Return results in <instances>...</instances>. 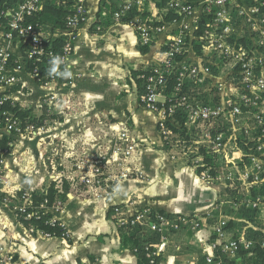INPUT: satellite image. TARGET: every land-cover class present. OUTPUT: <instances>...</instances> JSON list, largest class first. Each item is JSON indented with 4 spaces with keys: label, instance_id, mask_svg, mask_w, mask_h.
Segmentation results:
<instances>
[{
    "label": "crops",
    "instance_id": "obj_1",
    "mask_svg": "<svg viewBox=\"0 0 264 264\" xmlns=\"http://www.w3.org/2000/svg\"><path fill=\"white\" fill-rule=\"evenodd\" d=\"M98 4L99 0H85L88 20L79 29L67 59L73 73L70 82L42 86L30 75H20L23 87L16 96L31 108L33 116L43 114L46 122H40L35 132L15 137L4 155L0 191L7 200H0V254L13 257L9 264H137L135 250L121 242L115 206H123L128 215L149 209L180 215L216 213V219L222 220L225 187L218 180L222 168L214 174L216 179L201 177L194 163L187 162L188 155L178 156L165 144L158 130L157 112L144 108L139 100L132 71L165 58L162 43L166 33L157 35L143 53L135 28L114 18L106 23L104 12L97 16ZM189 58L200 59L193 54ZM43 97L53 98L40 106L38 101ZM121 131H127L137 143L125 162L131 176L109 180L101 196L86 194L82 177L91 174L95 161L109 157ZM234 141L227 147L228 158L233 159L231 174L241 153ZM261 169L262 180L249 187L264 182V164ZM104 171L109 173L106 168ZM62 177L68 179V191L60 200L61 207L49 212L63 223V233L45 236L41 230L31 232L17 214L21 203L17 192L42 191L51 182L62 191ZM79 182L80 190L76 188ZM255 202L247 200L251 205ZM234 203L236 207L231 208L236 210L238 204ZM226 218L244 221L232 214ZM244 222L245 231L236 223L232 226L233 237H246L248 227L258 228ZM215 224L206 219L193 234L186 229L173 233L168 244L161 247L162 264H199L202 255L206 259L214 254L210 240ZM261 230L264 232L263 226Z\"/></svg>",
    "mask_w": 264,
    "mask_h": 264
},
{
    "label": "built area",
    "instance_id": "obj_2",
    "mask_svg": "<svg viewBox=\"0 0 264 264\" xmlns=\"http://www.w3.org/2000/svg\"><path fill=\"white\" fill-rule=\"evenodd\" d=\"M45 1L5 0L4 6H0V181L4 155L9 151L8 147L11 149L15 137L35 132L40 124L46 122L43 114L33 116L31 108L16 96L23 87L21 73L30 75L42 86H48L56 81L70 82L73 79V73L67 59L72 53L73 42L79 29L88 20L85 0H74L75 10L67 16L65 27L53 34L54 37L62 39V52L59 54L47 49L44 45L46 37L44 31L28 21L29 17L42 9ZM133 7H136L138 13L129 17L126 23L135 28L140 45H148L157 35L166 33V39L162 43L165 58L146 66L139 74L142 80L140 103L144 108L157 112L158 130L165 144L170 145L177 141L173 140L171 125H174L177 112L182 111L185 115L183 125L190 133L195 132L197 126H201L200 138H194L191 142L207 145L214 153L224 152V159L230 164L233 159L228 158L230 151L227 150L228 143L223 141V132L212 136L211 130L218 124L226 128L222 119L233 126L243 125L247 110L251 109L249 107L257 103L258 95H264V47L258 56L253 55L251 48L248 49L251 39L244 36L259 32L262 38L261 46H264V0H123L120 9L113 13V18L120 21V18L127 15ZM145 10H148L146 15L143 14ZM170 13L175 14L176 17L165 19ZM155 22L159 23L155 24ZM170 26H174L173 30L166 32ZM244 37L247 42L241 39ZM194 43L199 45L200 53L194 50ZM240 43L247 48H243L239 45ZM189 54L200 59L190 60ZM57 58L60 63L54 64ZM45 59L50 66H60L63 73L68 71L71 74L64 75L63 80L59 79L54 72L42 75L39 71V63ZM228 59L231 62L230 68L240 77L239 88L242 87L243 92L238 94L237 86L230 82L229 86L235 93L223 90L222 100L218 105L202 104L200 100L191 97L185 90L187 81L195 83L197 93L209 92L211 95L217 93L216 91L220 89L219 85L215 89H210L208 86L209 79L215 78L211 68H216L222 61ZM27 61L34 62L31 68L27 67ZM171 74L175 75V82L170 88ZM221 87L224 89L223 85ZM43 98V101H38V105L49 103V98L53 97ZM17 109L23 112L28 111L29 114L25 119H21L15 114ZM30 116L33 121L29 120ZM256 123L264 124L263 115L256 114ZM261 133L264 134V127L261 128ZM4 139H6V146L2 148L1 143ZM116 139L109 157H105L103 161H95L91 174L82 177L86 194L88 192L101 196L100 191L106 192L103 184L109 180L119 181L131 176L132 171L125 162L136 149L137 143L131 139L127 131H121ZM199 160L197 157L193 162L194 165ZM252 160L260 159L253 157ZM104 168L108 170V174H105ZM200 176L208 180L216 179L208 168L203 169ZM256 182H258L257 179L252 181V183ZM18 199L21 203L16 207L17 214L19 217L22 215L24 219L38 215L41 209L49 211L61 207L62 204L58 200L52 208H47V199H45L44 202L33 206L27 191H23ZM252 205L255 206L256 202ZM113 210L118 226L139 224L160 234L159 242L146 246L147 256L151 257V264H157L153 256L158 255L162 250L161 247L168 241L171 229L184 227L196 229L202 221V217L197 214H153L149 209H142L128 215L124 214L126 210L123 206H115ZM47 222L56 223L64 228L63 223L53 217H50ZM220 222L214 229H218V238L222 240H217L212 247L220 248L221 253L226 256H233L240 246L248 249L252 245V240L244 236L228 238L223 231H220V227L223 228L225 224L223 221ZM29 230L35 232L41 229L31 226ZM41 231L45 236L50 235L49 232ZM12 259L13 257L7 253L0 254V264H9ZM215 259V254L206 256L208 263ZM217 259V264H222L221 257L217 256Z\"/></svg>",
    "mask_w": 264,
    "mask_h": 264
},
{
    "label": "trees",
    "instance_id": "obj_3",
    "mask_svg": "<svg viewBox=\"0 0 264 264\" xmlns=\"http://www.w3.org/2000/svg\"><path fill=\"white\" fill-rule=\"evenodd\" d=\"M5 0H0V6H4ZM11 1V0H8ZM123 4V0H99L98 4V12L97 16H102V12H104V21L109 23L113 19V13L120 9V6ZM75 10V1L74 0H46L44 5L40 11L36 14L28 18V21L32 24H35L40 29H42L45 33L44 45L47 49H51L54 52L61 53V47L63 44L62 39L59 37H54L53 34L58 29H63L65 27V21L68 15L72 14ZM138 11L136 7H133L125 16L120 18L121 22H128L129 17L137 14ZM144 15L148 14V10H145ZM172 17H176L175 14L170 13L166 16L165 19H171ZM103 18V17H102ZM159 23V22H155ZM193 48L197 53H200L199 45L197 43L193 44ZM139 49L141 52H146L148 50V45H140ZM34 62L27 61V67L31 68ZM53 66H50L48 61L45 59L41 63H39V71L42 75L48 74L52 72ZM56 71L54 72L59 79L63 80L64 75H62V68L60 66L55 67ZM133 76L136 78L138 95L142 93V80L139 77L140 71H132ZM175 82V75L171 74L169 76V87H173ZM185 90L190 93L191 97H195L200 100L202 104H210L211 100L214 98V94L211 95L209 92H201L197 93V87L195 83L192 81H187L185 83ZM216 100L218 101V94L214 95ZM15 114L19 116L21 119H25L29 114L28 111H21L17 109ZM264 117V115H263ZM31 116L30 119L31 120ZM174 125H171L173 131V140L176 141L179 136L181 139H186V143L191 142V136L189 135V131L184 127L185 115L184 112L178 111L175 116ZM33 121V119H32ZM255 131L256 134L261 133V128L264 127V124L257 125L255 121ZM242 130L240 134L235 139L236 145L239 144L242 151V158L239 160V163L242 164L245 161H249L248 156L251 152L256 151V147L259 146V141L256 139L247 136ZM218 132H223L224 138L229 134L226 129H224L221 125H215L211 130V135L214 136ZM6 139L1 143V147L4 148ZM261 141H264V136ZM8 149H10L8 147ZM258 151V150H257ZM259 152V151H258ZM197 156L201 157V161L199 166H197V171L200 173L203 169L208 168L209 172L214 175L216 171L220 168L217 163H214L216 158V154L211 150V148L207 145H200L198 147ZM68 191V184L63 182L62 191H59L58 188L55 187V183L51 182L45 189L42 191L34 190L29 192L30 200L32 201L33 206L38 205L44 202L47 199V208H52L57 200H62L65 198L66 192ZM23 193V190L18 191L17 194L20 196ZM225 194V195H224ZM238 191L231 187H225L222 191L221 200L226 202H236L238 204L237 209L233 210L230 205L224 204L222 207V211H228L232 215L242 218L244 221H248L250 223L258 224L256 221V217L258 215V207L253 206L245 202H241L237 197ZM248 195L252 201H256L259 199L261 202H264V182H261L257 185H252L249 189ZM238 196H241L240 194ZM228 197V198H227ZM6 194L0 191V200L5 199ZM232 198V200L230 199ZM230 199V201L228 200ZM256 199V200H254ZM241 202V203H240ZM151 213H162L166 214L164 211L151 210ZM216 213L213 215L212 219L209 221L212 222L214 218H216ZM21 220L27 227H35L37 229H41L45 232H49L50 235H61L63 233V229L58 224H51L47 221L51 217V213L48 210L41 209L38 215H34L30 218L24 219L21 217ZM154 218V216H153ZM244 221H234L229 220L225 227L237 225L247 224ZM259 225V224H258ZM257 226V225H255ZM121 234V242L124 246H130L133 250H135L137 256V264H151V257L147 256L146 246L157 243L160 241V234L157 231L148 230L145 226L142 225H133V226H122L119 227ZM246 238L252 240V245L245 249L243 247H239L237 252L233 256H226L221 253L220 248L217 247L215 252L216 259L208 263L205 257L202 255L200 257L199 264H217V256L221 257L222 264H264V232L261 229H255L253 227L247 228ZM152 249V247H151ZM153 258L155 262L158 263L160 260H163L162 254L154 255ZM236 258H239V263L236 262Z\"/></svg>",
    "mask_w": 264,
    "mask_h": 264
},
{
    "label": "rangeland",
    "instance_id": "obj_4",
    "mask_svg": "<svg viewBox=\"0 0 264 264\" xmlns=\"http://www.w3.org/2000/svg\"><path fill=\"white\" fill-rule=\"evenodd\" d=\"M234 12L235 11H233V13ZM234 22L236 23V19H234ZM234 22H232V23H234ZM244 36L250 37L251 43L248 45V49L251 48V51H252L251 53L253 55H255V56H258L259 52L263 51V47H264L263 45L261 46V43H260L261 39H262V38H260L261 34L259 32H257L255 35H251L250 36V34L248 33L247 35H244ZM241 39H243L245 42H247L246 37L241 38ZM239 45H241V43ZM241 46L243 48L244 47L247 48V46H245L243 44ZM230 64H231L230 59H228V60L222 61L218 66H216V68H213V69L211 68L212 73L215 75V78H217L218 80L209 79L208 86L210 87V89H215V87H218V85L220 87V89L218 91H216L217 93L214 94V95L218 94V101L216 100L214 95L211 96V98L214 97L211 100V103H210L212 105H218V104L221 103V100H222L221 93L223 91L221 85H225L226 88H224V89L229 91V83L231 82V83H233L234 85L237 86L238 94H241L243 92L242 87L239 88V86H240V84H239L240 77L237 76L235 74V72L232 71V69L230 68ZM233 93H235V92L233 91ZM239 99H240V96H239ZM256 102L257 103L255 105H252V106L249 107L251 109L247 110L248 113H247L246 119L244 120L243 125L239 124V125L233 126L225 119H222L221 121L223 123H225L226 127H229V128H224V129H226V131L229 132L227 137L224 138V135H223V139H224L223 141L228 143L227 147L229 146V142L230 141H234L235 138H237V136L240 134V132L242 130H244L243 132L247 136H250L251 138L256 139V141H259L260 148H259V146L256 147V151L255 152L254 151L251 152V154L248 156L249 161H245L242 164H240L239 160L242 158V151H241L240 145L237 144L235 146V148L237 147V150L239 152H241V153H239V157L237 158V160H235V165H234L235 167L232 169L233 173L231 174L230 177H229V169H228L229 168V161L222 158V156H225V153L224 152H218L219 154L215 153L216 154V158H217V164L222 168V170L219 169L221 171V177H220L221 179H218L219 182L222 184V186H224V187L228 186V187H231V188L234 187V188H236L237 191L241 187H244V189L241 190V192L238 191V195L240 194L241 196L237 195V197L240 199L241 202H245L246 201V203H247V200L250 199V196L248 195V190L250 189V187H249L250 183H252V181H255L256 179L258 180V182L262 180L261 171H263V169H261V168L263 167V164H264L262 162V160L264 158V144H263L264 141H261V139L264 136V134L263 135H260V134L257 135L256 131H255V128H256V125H255L256 114H260L261 116L264 115V95L263 94L258 95L256 97ZM219 125H221V124H219ZM244 126H247V127H244ZM200 127H201L200 125L197 126V128L195 129V132L189 133V135L191 136V139H194V138L199 139L200 138V135H199ZM176 140H177L176 142L170 144V147H171L170 150H172V152L175 153L178 156L182 155L183 153H186L188 155L187 156V162H190V163H193L198 157L200 160L198 161V163H196L195 166L197 167V166L201 165L200 164L201 157L197 156L196 153H197V150H198L197 147H199L202 144L201 143L193 144L192 142L188 144V143H186V139H181L179 136L177 137ZM234 142H236V141H234ZM253 157H256L257 160L260 159L261 161L258 160L260 163L258 161L252 160ZM59 167H61V166L59 165ZM212 176H214V175H212ZM59 181H60V186L61 185L63 186V182L67 183L68 179H65L64 177H62L61 179H59ZM81 182H83V181L81 180ZM81 182L77 183V187L76 188L78 190L83 188L82 185H81ZM109 183H112V182H109ZM104 186H107L106 183L103 184V187ZM230 199L232 200V198H230ZM230 199H228V200L230 201ZM254 200H256V199H254ZM256 202H261V201L260 200H256ZM223 203L224 204L228 203L230 205V207H236V204L233 201H230V202L223 201ZM224 204H222L221 207H220L222 215H223V217H221L222 220H219L218 218L217 219L214 218L211 223L215 224L217 222L215 224V225H217L218 223H221L220 221H223L225 224L223 225V228L220 227V231H223L227 235V237L230 238V239L238 238V237H233L231 235V233H230L231 230L230 229L232 228V226L231 227L230 226L229 227H225V225L228 222L226 217L230 216L231 213H229L228 211H225L226 213H224L222 211V207H223ZM258 208L259 209H258V215L256 217V221H257V223L259 225L258 224H255V225H257L258 228H260V229H261V226H263V230H264V224L261 223L264 220V203H262V205L260 207H258ZM233 210H235V209H233ZM199 216L202 217V221L200 222V226L198 228L192 229L190 227H184V228H179V229H171L170 233L168 235L169 237H168V241L167 242H169L170 236H172L173 233H176V232H178L180 230L186 229L187 231L191 232L192 234L195 233L196 231H198L203 226V224H205V220L206 219L210 220L213 217L211 214H209V216L208 215H199ZM252 224H254V223H252ZM245 225H247V224L238 225L239 226L238 229L242 228V230L245 231V229H244ZM218 232H219L218 229L214 230V232L212 233V238L213 239L210 240V244L211 243L212 244L215 243L217 240L218 241L222 240V239L218 238ZM212 244H211V247H212ZM212 248H213V251L216 252L217 247H212ZM160 253H162V250H160L159 254ZM162 262H163V260H160L157 264H160Z\"/></svg>",
    "mask_w": 264,
    "mask_h": 264
},
{
    "label": "clouds",
    "instance_id": "obj_5",
    "mask_svg": "<svg viewBox=\"0 0 264 264\" xmlns=\"http://www.w3.org/2000/svg\"><path fill=\"white\" fill-rule=\"evenodd\" d=\"M58 63H60L59 58H57V59L54 61V64H58ZM51 71H52V72H55V71H56L55 67H53ZM70 74H71V73L68 72V71H65L64 73H62V75H70Z\"/></svg>",
    "mask_w": 264,
    "mask_h": 264
}]
</instances>
